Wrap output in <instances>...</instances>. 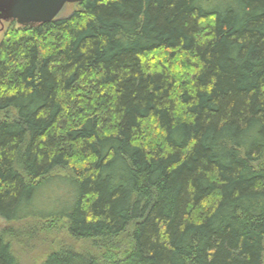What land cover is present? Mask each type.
<instances>
[{
  "label": "trees",
  "instance_id": "obj_1",
  "mask_svg": "<svg viewBox=\"0 0 264 264\" xmlns=\"http://www.w3.org/2000/svg\"><path fill=\"white\" fill-rule=\"evenodd\" d=\"M76 6L0 42V217L102 244L43 264H264V0Z\"/></svg>",
  "mask_w": 264,
  "mask_h": 264
},
{
  "label": "rangeland",
  "instance_id": "obj_2",
  "mask_svg": "<svg viewBox=\"0 0 264 264\" xmlns=\"http://www.w3.org/2000/svg\"><path fill=\"white\" fill-rule=\"evenodd\" d=\"M77 8L76 5H66L58 19L69 17ZM12 23L15 22H0V42ZM5 234L20 264H43L50 254L62 251L66 247H72L79 253H98L96 248L100 249L99 246H102L100 242L95 244L92 241L72 239L62 223H39L34 220L7 223L0 217V236ZM118 241V249L130 246V241L124 237ZM113 256L115 257V254Z\"/></svg>",
  "mask_w": 264,
  "mask_h": 264
},
{
  "label": "water",
  "instance_id": "obj_3",
  "mask_svg": "<svg viewBox=\"0 0 264 264\" xmlns=\"http://www.w3.org/2000/svg\"><path fill=\"white\" fill-rule=\"evenodd\" d=\"M84 0H0V22L26 28L55 21L66 5Z\"/></svg>",
  "mask_w": 264,
  "mask_h": 264
}]
</instances>
